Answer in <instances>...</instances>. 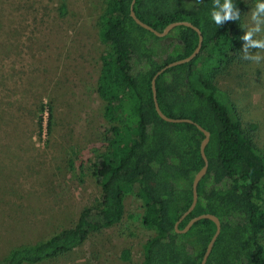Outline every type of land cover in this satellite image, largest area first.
Masks as SVG:
<instances>
[{
	"label": "trees",
	"instance_id": "obj_1",
	"mask_svg": "<svg viewBox=\"0 0 264 264\" xmlns=\"http://www.w3.org/2000/svg\"><path fill=\"white\" fill-rule=\"evenodd\" d=\"M97 17L101 55L96 93L104 102L103 118L109 125L102 134V152L91 166L99 193L84 206L74 225L34 244L11 248L0 264H40L58 260L80 246L91 233L119 222L122 203L132 194L146 212L141 226L153 235L143 244L140 264H199L214 232L202 219L184 234L174 223L191 201V181L203 162L199 155L202 133L206 173L196 186V203L182 219L181 230L193 217L210 214L220 230L204 264H264V149L243 129L233 104L216 81L238 60L242 43L241 13L257 9L264 0H231L237 20L217 25L213 10L223 16L225 0H135V17L155 31L185 21L200 32L199 52L188 63L173 66L155 79L160 112L189 123H167L154 111L150 79L166 64L187 57L197 43L196 33L174 27L155 37L129 17L131 0H102ZM64 12L63 7L60 9ZM264 12V11H258ZM46 131L51 114L47 108ZM43 106L37 117L42 129ZM250 128V129H249ZM229 135V140L226 139ZM128 251L121 252L126 261Z\"/></svg>",
	"mask_w": 264,
	"mask_h": 264
},
{
	"label": "rangeland",
	"instance_id": "obj_2",
	"mask_svg": "<svg viewBox=\"0 0 264 264\" xmlns=\"http://www.w3.org/2000/svg\"><path fill=\"white\" fill-rule=\"evenodd\" d=\"M103 7L102 0H0V259L13 247L72 227L98 197L91 166L109 127L96 93L106 49L97 20ZM240 18L239 58L216 84L242 128L254 126L247 132L264 149V48L249 46L250 58L243 59L248 31L252 41L264 40V12L247 8ZM145 212L142 201L128 194L119 222L40 264H140L142 246L153 235L141 226Z\"/></svg>",
	"mask_w": 264,
	"mask_h": 264
},
{
	"label": "water",
	"instance_id": "obj_3",
	"mask_svg": "<svg viewBox=\"0 0 264 264\" xmlns=\"http://www.w3.org/2000/svg\"><path fill=\"white\" fill-rule=\"evenodd\" d=\"M134 1L135 0H131L130 5H129V12H128L129 13V17L132 19V21L137 26H139L140 28H142V29L150 32L155 37H158V38L164 37L169 31H171L174 27H177V26L188 27V28L192 29L196 33V35H197V43H196V46H195L194 50L187 57L166 64L165 66H163L162 68H160L159 70H157L154 73V75L151 77V79H150L151 98H152V103H153L154 111L157 114V116L161 120H163L164 122H167V123H189V124H192V122L189 119H171V118L165 117L160 112V110H159V108L157 106V103H156V98H155V79L157 78L158 75H160L166 69H168L170 67H173V66H177V65L184 64V63H188L189 61H191L197 55V53L199 52L200 46H201V41H202L200 32L192 24H190L189 22H185V21L172 22V23L167 24L160 32L155 31L154 29H152L148 25L140 22L135 17V15L133 13V10H132V5H133ZM195 127L203 135V138L200 141L199 148H198L199 155H200V157L202 159L203 165H202V167H200L198 169V171L195 173V175L192 178L191 186H190V191H191V201H190V204H189L188 208L180 215V217L178 218V220L174 223V226L173 227H174V231L176 233L184 234V233H186L189 230V228L192 226V224H194L195 222H197L199 220L207 219V220H209V221H211L213 223V225H214V232H213L212 236L210 237V239H209V241H208V243H207V245L205 247L204 253H203L202 257H201V260L199 262V264H204L205 261H206V259H207V257H208V255H209V253H210V251H211L212 245H213L216 237L219 234L220 225H219L218 219L216 217H214L213 215H210V214H201V215H198V216H195V217L191 218L185 224V226L181 230H177L178 223L182 219H184V217L188 213H190L192 211V209L194 208V206H195L196 197H197L196 196V186H197V183L200 180V178L206 173L207 165H208L207 164V160H206V158L204 156V147H205V145H206V143L208 141L209 134H208V132H206L202 128H200L198 125H195Z\"/></svg>",
	"mask_w": 264,
	"mask_h": 264
},
{
	"label": "clouds",
	"instance_id": "obj_4",
	"mask_svg": "<svg viewBox=\"0 0 264 264\" xmlns=\"http://www.w3.org/2000/svg\"><path fill=\"white\" fill-rule=\"evenodd\" d=\"M219 6V0H214V4L213 7L214 9L216 7ZM257 9L258 11H264V4L261 3H257ZM222 10L224 12V15L222 16L220 14V12H217L215 10H213L212 12V19L215 21V23L219 26L222 25L223 21H227V20H237L239 19L240 13L239 11H237L235 13V15H233V5L231 3V0H225V3L222 7ZM253 19L256 18V13H253L252 16ZM254 31H259V28L257 27L256 29H254ZM251 36H252V30L248 31L244 36L243 39L245 41H248L249 44L245 45V49H244V56L243 59H249L250 57L247 54V49L249 46H253V47H257V48H264V40L261 41H252L251 40Z\"/></svg>",
	"mask_w": 264,
	"mask_h": 264
}]
</instances>
